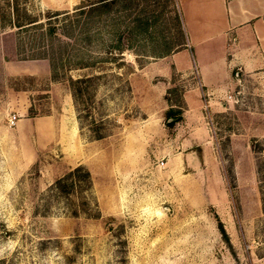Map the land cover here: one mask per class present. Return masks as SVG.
I'll use <instances>...</instances> for the list:
<instances>
[{"label": "rangeland", "instance_id": "obj_1", "mask_svg": "<svg viewBox=\"0 0 264 264\" xmlns=\"http://www.w3.org/2000/svg\"><path fill=\"white\" fill-rule=\"evenodd\" d=\"M182 1L0 0V264H264V149L249 145L264 137L239 116L264 111V80L204 106L203 148H187L165 117L190 75L147 67L186 40L197 53ZM77 164L91 182L72 215L50 185Z\"/></svg>", "mask_w": 264, "mask_h": 264}, {"label": "crops", "instance_id": "obj_2", "mask_svg": "<svg viewBox=\"0 0 264 264\" xmlns=\"http://www.w3.org/2000/svg\"><path fill=\"white\" fill-rule=\"evenodd\" d=\"M181 11L190 26L191 46L197 45V53H191L186 40L147 67L155 68L154 73L161 77L172 71L190 75L191 81L181 94L184 108L180 133L192 139L187 148H203L201 139L209 130L203 107L214 111L230 109L237 101L224 100L225 93L243 87L249 76L264 80V0H183ZM228 36L234 38L229 46ZM158 64H162L159 70ZM6 67H2L4 73ZM261 97L264 102V91ZM245 102H249V97ZM239 116L245 132L250 130L252 136L264 137V111L242 109Z\"/></svg>", "mask_w": 264, "mask_h": 264}, {"label": "trees", "instance_id": "obj_3", "mask_svg": "<svg viewBox=\"0 0 264 264\" xmlns=\"http://www.w3.org/2000/svg\"><path fill=\"white\" fill-rule=\"evenodd\" d=\"M71 82H75V80H71ZM176 111L172 109L171 107H168L166 109V117L165 122L167 124H172L174 121L180 119V115L175 114ZM167 118H171L169 121H166ZM249 145L251 150H253L254 153H257L258 151H262L264 148L263 145H260V143L254 139L251 138L249 140ZM195 149H199L198 147ZM264 160V158H263ZM259 167V164L257 165V169ZM91 182V177L89 170L85 168L81 164H77L72 167H68L65 169L60 175H57L53 178L50 188L59 196L63 197L66 201V203L69 201L71 203H75L74 208L71 209V214L76 215L78 214V211H86V207L84 206L87 201L82 195L83 189H86L89 187ZM75 201V202H74ZM98 215L97 211L92 214L93 217H96ZM217 225L220 230V232L224 235V230L222 227V224L219 220H217Z\"/></svg>", "mask_w": 264, "mask_h": 264}, {"label": "built area", "instance_id": "obj_4", "mask_svg": "<svg viewBox=\"0 0 264 264\" xmlns=\"http://www.w3.org/2000/svg\"><path fill=\"white\" fill-rule=\"evenodd\" d=\"M233 42H234L233 36H228L227 37V41H226V45L229 46ZM16 118H17V114H15V113H9L7 115V117H6V121H7V123L9 125H12L15 122Z\"/></svg>", "mask_w": 264, "mask_h": 264}, {"label": "water", "instance_id": "obj_5", "mask_svg": "<svg viewBox=\"0 0 264 264\" xmlns=\"http://www.w3.org/2000/svg\"><path fill=\"white\" fill-rule=\"evenodd\" d=\"M171 118H167L166 121H169Z\"/></svg>", "mask_w": 264, "mask_h": 264}]
</instances>
